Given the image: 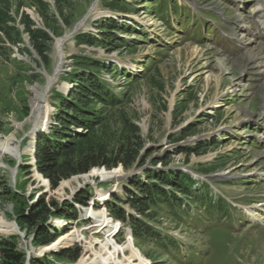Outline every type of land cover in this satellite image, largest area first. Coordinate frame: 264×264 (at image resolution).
I'll use <instances>...</instances> for the list:
<instances>
[{"label":"rangeland","instance_id":"1","mask_svg":"<svg viewBox=\"0 0 264 264\" xmlns=\"http://www.w3.org/2000/svg\"><path fill=\"white\" fill-rule=\"evenodd\" d=\"M106 1L73 0L67 9L71 23L68 28L54 13L63 32H59L61 36L49 32L48 64L30 45L27 34L23 33L21 41L12 45L0 34V139L14 135V144L19 145V149L27 145L30 141L28 133L35 122L31 108L34 90L41 92L48 86L49 79L53 80L45 92L44 102L52 108L49 124L53 122L50 118L55 112V92L62 93L61 87L67 82L61 76L80 72L83 68L74 66L72 58L86 56L118 69V74L111 76L101 73V78L110 83L118 98L122 95L119 84L134 83L130 100L123 109L138 125L144 150L152 154L141 168H121L122 176L117 179L104 181L95 177L85 181L81 178L88 174L85 173L61 180L54 188L48 183L49 189L44 191L36 184H28L29 167L18 168L15 183L11 171L0 168V217L8 222L16 221L20 208L28 210L31 204L42 198L52 213L48 219L64 218L57 213L66 212L70 216L66 218L71 223L77 222V229H83L88 240H103L101 232L94 233L86 221H80V208L84 204L83 208L92 205L95 212L103 208L107 210L108 203L92 201L97 189L107 191L113 188L110 192L116 190V195L121 196L128 177L133 174L142 179L144 168H151L150 162L155 157L166 160L168 166L165 170L191 174L198 171L200 165L215 162L219 169L209 173L214 179L207 180L210 194L214 198L218 195L225 197L230 206L208 211L197 205L190 207L186 216L181 218L172 216L166 209L157 211L155 218L150 220L151 224L174 239L177 249L164 250L150 243L147 237H141L137 242L134 240L141 246V252L137 250L141 254L149 252L150 257L142 255L150 264H264V38L255 17L259 6L264 9V0H161L162 3L158 0H122L121 6L126 13L107 7ZM11 2L9 13L13 17L15 7L19 3L22 7L15 22L9 25L22 32L19 18L26 14L36 27H42L43 22L35 8L30 6V0ZM175 9L181 11L175 14ZM51 10L54 12V7ZM213 16L220 19L211 25L220 35L223 46L217 45V36L205 37L201 31L205 17ZM102 20H115L125 26L124 31L117 33L119 40L126 43L125 47L107 51L100 45L75 43L74 35L78 32L97 35ZM239 25L243 27L239 28ZM201 35L204 40H199ZM61 38L64 40L59 49ZM127 75L134 77L135 81L124 83ZM16 124L20 127L17 128ZM187 127L193 129L192 133L183 137V130ZM46 134L42 130L37 138ZM199 141H212L213 144L199 154H177ZM0 158L4 165L16 166L15 160L7 155H0ZM21 158L28 161L27 155ZM155 169L163 167L157 164ZM112 170L105 169L107 172ZM72 178L79 180L78 185L71 184L76 188L75 192L72 194L67 187L61 190L62 183ZM37 182L43 186L42 181ZM30 192L32 197L28 205L25 196ZM37 195L40 196L36 199ZM78 195L83 204L75 202ZM71 207L73 213L68 211ZM124 210L138 216L126 205ZM122 228L115 237L119 245L124 244L128 222H124ZM60 230L64 231L62 236L69 228ZM28 233L22 231L24 237L17 236L19 248H24V239H30ZM9 236L15 235L11 233L1 238ZM83 246H57L44 257L48 255L58 264H76L82 258ZM76 250L77 259L72 261L66 253ZM34 254L32 259H36ZM123 255L128 256V251H123L118 259L123 260Z\"/></svg>","mask_w":264,"mask_h":264},{"label":"trees","instance_id":"2","mask_svg":"<svg viewBox=\"0 0 264 264\" xmlns=\"http://www.w3.org/2000/svg\"><path fill=\"white\" fill-rule=\"evenodd\" d=\"M158 1L162 3L161 0ZM53 2L54 12L47 1L30 0V6L35 8L43 25L36 27L28 15L21 14L19 24L22 26V32H20L9 23L15 22V16H18L22 4L19 3L15 7L16 14L13 17L9 13L12 7L11 0H0V34L11 45L21 41L23 33L27 34L30 45L46 64L49 62L47 50L51 41L49 32L56 36L62 35L59 34L63 32L59 20L64 27L71 26L68 10L73 0H53ZM122 3V0L106 1L107 7L126 13L127 10L122 8ZM175 6L176 3L173 4V7ZM179 12L175 9L174 13ZM54 13L58 14L59 20L55 18ZM118 23L115 20H102L97 35L78 32L74 35V41L87 46L100 45L107 51L125 47L126 43L117 37V33L124 31L125 26ZM72 59L74 66L83 69L80 72L65 73L61 76V79L70 83V89L67 90L66 95L55 92L56 104L53 106L55 112L51 116L54 124L51 125L48 134L38 138L34 150L36 170L49 181L52 188L61 180L88 173L93 168L104 167L107 170L118 166L124 170L134 166L141 168L146 165L147 159L152 154L144 150V140L141 138L138 125L123 109L130 100L131 85L134 83L119 84L122 87L120 92L122 95L118 98L110 83L101 78L102 72L110 76L118 74V69L114 65L86 56H74ZM128 81L129 83L135 81V78L127 75L124 83ZM192 130L188 127L184 129L183 137L190 135ZM212 144V141H199L176 153H185L186 156L191 153L199 154L211 148ZM214 163L200 165L195 172L204 175L214 173L219 169ZM150 164L151 168L148 166L144 168L142 179L140 175H133L128 179L124 195L122 197L114 195L112 201L107 204V210L113 218L128 222L136 242L141 237H147L150 243L164 250L168 248L176 250V241L156 229L150 222L155 218L157 211L166 209L172 216L181 218L183 215L186 216L189 208L193 206L202 205L211 211L222 210L227 203L221 197L214 198L210 194L211 188L207 182L195 180L184 171L165 170L168 164L164 158L155 157ZM157 164L163 169H155ZM75 202L83 204L81 196L78 195ZM125 205L138 216L128 214L124 210ZM51 206H55L53 202ZM72 209L71 207L68 211L73 213L74 209ZM49 211L47 203L42 198H38L28 210L20 208L16 213V224L19 229L33 234L31 242L34 247L49 245L64 232L51 230L43 225L48 215L52 214ZM57 214L64 218L70 217L68 213L62 211ZM137 246L141 248L140 245ZM148 253L144 255L150 257ZM66 254L74 261L77 259L78 251ZM25 263V253L17 245V236L0 238V264ZM29 264L58 263L46 255L38 260L30 258Z\"/></svg>","mask_w":264,"mask_h":264},{"label":"bare ground","instance_id":"3","mask_svg":"<svg viewBox=\"0 0 264 264\" xmlns=\"http://www.w3.org/2000/svg\"><path fill=\"white\" fill-rule=\"evenodd\" d=\"M258 10V9H257ZM263 16V15H262ZM261 27H264V22H259ZM58 42V41H57ZM247 54V53H246ZM251 58V57H250ZM51 79H49L48 86H50ZM48 86L40 91L34 90L35 96L32 99V117L35 119L34 127L30 130L28 133V137L30 138V145L29 147H24L23 149H19V147L14 144L15 137L14 135H11L10 137L1 140L0 139V155L1 157L3 155H7L8 157L12 159H17L19 155H27L31 153V147L34 145L37 141V134L43 130L44 132H47L49 128V116L51 112V107L48 105V103L45 101V92L48 89ZM68 83H63L61 87V94H66L69 90ZM43 102V107L41 111H39V106ZM16 127L19 128L20 124H16ZM21 152V153H20ZM26 163V162H25ZM24 163V164H25ZM29 165L33 166L34 162L31 158ZM27 164V165H28ZM26 165V164H25ZM0 168H6L9 169L4 163L1 161L0 158ZM34 178L37 181H42L43 186L47 187L46 181L43 180V178L38 174L35 173ZM122 176V170L115 169L112 171H105L101 168H93L91 169L88 174H85L81 176L83 180H89L91 178H100L101 180H113L117 179ZM75 183L76 185L79 184V180L77 178H72L69 181H65L62 183L60 189L63 190V188L67 187L71 190L72 194L75 192V189L73 185ZM108 189L105 191L104 189H97L95 193V200H99L101 204H105V202L110 198L109 194L111 193ZM60 191V190H59ZM116 191V190H114ZM113 191V192H114ZM70 197V196H69ZM71 198V197H70ZM90 207V206H89ZM81 209V220H86L90 218L89 215H91V218L93 219L94 230L95 233L101 232L104 236L103 240L98 239H87L85 235L81 232V230L69 228L66 234L60 236L55 244L48 245V246H40L38 249L34 250L36 256H42L44 253L48 251L54 250L57 246L60 248H69L70 246L76 244V245H84L83 246V253L82 258L79 262L76 264H150L148 259H146L137 248L133 245L131 241V234H126V240L124 244L119 245L114 241V235L119 228V222L112 220L108 215L105 208L93 211V209L90 208ZM88 216V217H87ZM90 218V219H91ZM54 225H59V221H53ZM14 232V227L12 222H8L2 217H0V235H7ZM102 236V237H103ZM93 238V237H90ZM98 245V248L96 249L95 246ZM123 251H128L129 255L124 256L123 260L118 259V255L122 254Z\"/></svg>","mask_w":264,"mask_h":264},{"label":"built area","instance_id":"4","mask_svg":"<svg viewBox=\"0 0 264 264\" xmlns=\"http://www.w3.org/2000/svg\"><path fill=\"white\" fill-rule=\"evenodd\" d=\"M34 145H32V147H31V153L30 154H27V156H28V161H26V163L25 162H22V163H20V165L21 166H28L29 168H30V171H31V173H29V178H28V180H29V185H32V184H36V186L38 187V188H41L43 191L47 188V189H49V185H48V183H49V181L47 180V179H45L44 178V180L46 181V183H47V187H43V186H41V185H39V183L36 181V179H34V174L35 173H38L37 172V170H36V167H35V162H34ZM31 158H32V160H33V162H34V164H33V166H31V165H29L28 163L30 162V160H31ZM26 165H25V164ZM28 164V165H27ZM40 175V174H39ZM41 176V175H40ZM42 177V176H41ZM43 178V177H42ZM30 189H32L31 187H30ZM47 192H48V190H47ZM41 195V194H40ZM40 195H37L36 196V199L40 196ZM32 197V192H30V193H27L26 194V201H27V204L29 205L30 204V202L31 201H29L30 199L29 198H31ZM92 201H94V198L92 199ZM84 205H86V204H84ZM83 205V206H84ZM83 206H81V208L80 209H86V208H83ZM26 208H28V207H26ZM88 208V207H87ZM90 209H93V206L92 205H90V207H89ZM75 218V217H74ZM56 220H58L59 222H60V224L59 225H54L52 222L53 221H56ZM80 221H86L88 224H89V226H90V228H93L94 227V225H95V223H93V219L91 218V219H86V220H81V218H80ZM90 223H91V225H90ZM43 225L45 226V227H47V228H50V229H68V228H76L77 229V222H73V223H71V220L70 219H67V218H61V217H56V218H53V217H50V219H48V217H47V219L44 221V223H43ZM94 229V228H93ZM79 230H81V232H82V230L83 229H79ZM95 233V232H94ZM29 236L31 235V237H30V239H28V240H25L24 239V241H23V247L24 248H22L23 249V251L26 253V250H30L31 252H33L34 250H33V248H32V246H31V241H32V237H33V234H28ZM0 237H1V235H0Z\"/></svg>","mask_w":264,"mask_h":264},{"label":"water","instance_id":"5","mask_svg":"<svg viewBox=\"0 0 264 264\" xmlns=\"http://www.w3.org/2000/svg\"><path fill=\"white\" fill-rule=\"evenodd\" d=\"M49 3L53 6V1H52V0H50ZM85 17H87V15H86ZM63 40H64V38H61V39L59 40V41H60V43H59V49H60V47H61V45H62ZM42 107H43V105L40 104V106H39V109H40V110H39V111H41ZM18 146H19V145H18ZM121 168H122V167H120V169H121ZM101 169L105 170L104 167H102ZM115 169H116V168H115ZM213 176H218V175H213ZM12 224H13V227H14V233H15L16 235L20 236V238L24 237V236L22 235V233L20 232V230H19V228H18V226H17V224H16V221H12ZM26 255H27V256H26V263H25V264H29L28 261H29L30 256L32 255V252H31L30 250H26Z\"/></svg>","mask_w":264,"mask_h":264}]
</instances>
